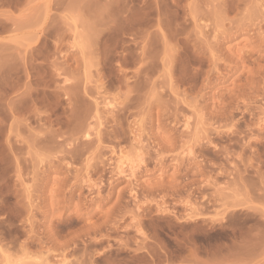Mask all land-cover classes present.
Instances as JSON below:
<instances>
[{
	"label": "rangeland",
	"instance_id": "374dc122",
	"mask_svg": "<svg viewBox=\"0 0 264 264\" xmlns=\"http://www.w3.org/2000/svg\"><path fill=\"white\" fill-rule=\"evenodd\" d=\"M0 248L264 264V0H0Z\"/></svg>",
	"mask_w": 264,
	"mask_h": 264
},
{
	"label": "bare ground",
	"instance_id": "6f19581e",
	"mask_svg": "<svg viewBox=\"0 0 264 264\" xmlns=\"http://www.w3.org/2000/svg\"><path fill=\"white\" fill-rule=\"evenodd\" d=\"M186 125H187V124H186ZM189 125H190V124H189ZM189 125H188V126H189ZM82 127H83V126H82ZM140 131H141V130H140ZM143 132H144V131H143ZM144 134H145V133H144ZM87 135H88V134H87ZM135 140H136V139H135ZM168 140H169V139H168ZM136 141H137V140H136ZM134 142H135V141H134ZM139 143H140V142H139ZM161 143H162V142H161ZM137 145H138V144H137ZM135 146H136V145H135ZM162 148H163V146H162ZM163 149H164V148H163ZM139 150H140V149H139ZM144 150H145V149H144ZM141 154H142V153H141ZM147 157H148V156H147ZM190 157H191V156H190ZM160 159H161V158H160ZM160 159H159V160H160ZM142 160H143V158H142ZM161 160H162V159H161ZM141 162H142V161H141ZM141 162H140V163H141ZM161 162H162V161H161ZM137 164H138V163H137ZM158 164H159V163H158ZM140 165H141V164H140ZM123 166H124V165H123ZM127 166H128V165H127ZM133 166H134V165H133ZM131 167H132V166H131ZM135 167H136V166H135ZM136 168H137V167H136ZM136 168H131V170H129V173H128V172H126V171H123V168H122V165H121V169H120L121 172L119 171V174H122V175L125 174V176H126V174L128 173V174H129V175L127 174L128 177H129V176L133 177ZM133 169H134V171H133ZM138 169H139V167H138ZM138 171H139V170H138ZM120 176H121V175H120ZM125 176H124V177H125ZM122 178H123V177H122ZM135 178H136V177H135ZM128 179H129V178H128ZM135 186H136V185H135ZM160 188H161V187H160ZM0 249H1V248H0Z\"/></svg>",
	"mask_w": 264,
	"mask_h": 264
}]
</instances>
